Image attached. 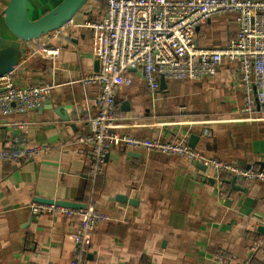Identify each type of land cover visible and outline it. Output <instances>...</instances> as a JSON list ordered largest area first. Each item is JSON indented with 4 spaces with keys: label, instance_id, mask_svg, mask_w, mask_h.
<instances>
[{
    "label": "crops",
    "instance_id": "0c3cea01",
    "mask_svg": "<svg viewBox=\"0 0 264 264\" xmlns=\"http://www.w3.org/2000/svg\"><path fill=\"white\" fill-rule=\"evenodd\" d=\"M7 1L0 0V13ZM59 1L28 0L27 17L36 19ZM104 7L102 0H89L72 22L96 20ZM236 30L233 13L216 15L196 28L195 39L200 47L220 48ZM0 35L6 39L1 46L13 39L2 16ZM57 38L51 45L62 42L58 58L32 56L25 45V56L10 71L17 86L52 89L40 107L0 116L1 145L50 148L25 164L0 161V264H70L81 214L34 215L29 205L39 198L92 202L109 214L111 220L98 223L90 236L85 264H219L220 253L232 264H264V181L236 178L232 188L224 180L220 193L215 181L203 179L210 171L185 157L119 147L107 151L101 174L88 176V147L76 139L89 131L98 92L81 80L96 61L91 31L73 27L68 37ZM129 74L132 83L116 95L118 132L160 140L183 136L207 156L264 170V116L257 108L250 115L240 111L237 61H223L210 78L164 79L153 95L139 69ZM251 240L261 241L256 251Z\"/></svg>",
    "mask_w": 264,
    "mask_h": 264
},
{
    "label": "built area",
    "instance_id": "2783aa9c",
    "mask_svg": "<svg viewBox=\"0 0 264 264\" xmlns=\"http://www.w3.org/2000/svg\"><path fill=\"white\" fill-rule=\"evenodd\" d=\"M104 12L96 20L74 23L72 19L54 30V34L25 42L30 55L56 59L59 45H51L58 35L69 36L73 27L91 31L93 58L98 69L82 77L84 85H96L95 110L89 117V131L76 141L88 147V176L94 179L103 172L107 151L113 147L125 150L157 151L185 157L191 163L206 166L210 172L203 178L216 182L220 193L223 180L235 177L245 183L264 181V170L240 167L218 157L194 150L185 137L171 140L139 138L117 130L116 95L132 83L131 69H139L141 81L153 95L159 90V77L197 81L214 77L223 61H237L244 95L241 112L250 115L257 108L264 116V0H102ZM233 13L235 37L220 48L200 47L196 28L216 15ZM49 84L17 86L10 72L0 74V116L40 107L50 95ZM174 133V131H173ZM47 144H24L15 148L0 143V161L25 164L49 151ZM32 214L73 215L80 213L71 235L73 257L70 264H85L90 236L96 225L111 220L107 212L92 202L83 208H68L55 203L32 202ZM252 251L261 245L251 240ZM219 264H232L226 253L217 256Z\"/></svg>",
    "mask_w": 264,
    "mask_h": 264
},
{
    "label": "water",
    "instance_id": "95a60500",
    "mask_svg": "<svg viewBox=\"0 0 264 264\" xmlns=\"http://www.w3.org/2000/svg\"><path fill=\"white\" fill-rule=\"evenodd\" d=\"M28 0H8L6 5L2 9L0 16L3 17L4 24L8 33L13 37L7 45L1 46L2 42L6 39H2L0 35V74L10 72L13 67L25 56L24 44L25 42L39 39L45 36L47 33L58 29L64 25L68 20L77 15L83 6L89 0H61L54 7L45 11L36 19H29L26 14V5ZM98 69V61L94 63V69ZM164 78L160 77L159 89L164 86ZM159 91V90H158ZM123 106L127 103H123ZM59 112V109H58ZM65 113L61 111V116ZM192 147V145H189ZM105 156V160H106ZM194 165L201 169L206 170V166L199 163ZM235 177L230 180H225L226 183L234 187ZM240 188V187H238ZM123 202L133 204L132 199H128L126 196H118ZM37 202L42 203H55L59 206L68 208H83L84 204H80L74 201L65 200H52L39 198ZM264 231V228H261Z\"/></svg>",
    "mask_w": 264,
    "mask_h": 264
},
{
    "label": "trees",
    "instance_id": "16d2710c",
    "mask_svg": "<svg viewBox=\"0 0 264 264\" xmlns=\"http://www.w3.org/2000/svg\"><path fill=\"white\" fill-rule=\"evenodd\" d=\"M223 181L226 180V179H222Z\"/></svg>",
    "mask_w": 264,
    "mask_h": 264
}]
</instances>
